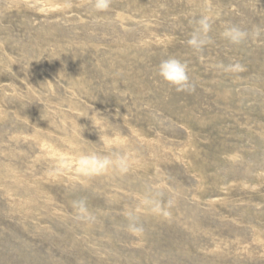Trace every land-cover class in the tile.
Masks as SVG:
<instances>
[{"label":"rangeland","instance_id":"374dc122","mask_svg":"<svg viewBox=\"0 0 264 264\" xmlns=\"http://www.w3.org/2000/svg\"><path fill=\"white\" fill-rule=\"evenodd\" d=\"M208 3L0 0V264H264V0ZM170 56L189 90L156 74ZM113 153L127 171L84 158Z\"/></svg>","mask_w":264,"mask_h":264},{"label":"clouds","instance_id":"9594fccd","mask_svg":"<svg viewBox=\"0 0 264 264\" xmlns=\"http://www.w3.org/2000/svg\"><path fill=\"white\" fill-rule=\"evenodd\" d=\"M110 5V0H93V7L97 11L107 10ZM207 7H211L210 0ZM195 27L187 40V45L193 51H200L208 43V33L211 29L212 17L207 14L200 15L198 19L194 21ZM248 33L242 30L240 27L232 24H226L221 36L233 45H239L248 38ZM226 71L237 72L241 70L239 64L229 65L225 69ZM156 74L167 84L174 87L177 91L189 90L190 77L188 65L181 59L174 56H170L166 59H162L156 66ZM85 159L95 160L98 169L103 170L107 167H112L115 170L121 172L127 171V160L119 154L113 153L111 156H86ZM241 157L238 153L228 154L226 159L230 162H236ZM72 208L76 215V219L88 222L94 220V215L91 213L87 206L86 199L81 198L72 201ZM151 210L153 214L158 216H168L169 213L165 206L157 200L151 201ZM127 231L133 235H139L143 232V226L139 222V217L134 213L128 214V224L126 226Z\"/></svg>","mask_w":264,"mask_h":264}]
</instances>
